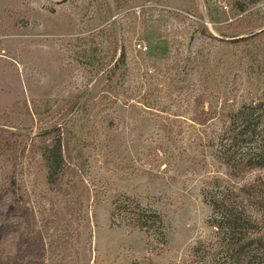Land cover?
Instances as JSON below:
<instances>
[{"label":"rangeland","instance_id":"obj_1","mask_svg":"<svg viewBox=\"0 0 264 264\" xmlns=\"http://www.w3.org/2000/svg\"><path fill=\"white\" fill-rule=\"evenodd\" d=\"M120 1L121 7L116 0H0V243L14 234L36 246L45 233L44 223L52 215L40 213L47 206L40 148L71 116L73 106L88 104L99 116L119 122L117 130L95 126L83 180L64 138L68 170L51 205L57 203L54 209L64 213L67 182L74 178L76 194L84 200L79 237L72 239L78 255L62 261L27 254L23 264H186L198 240L216 237L206 183L225 176L226 167L210 143L218 141L225 125L220 105L227 94L241 103L264 92V77L249 81L251 61L246 57L255 48L263 53L264 66V0ZM160 10L165 13L154 29L150 20ZM104 27L133 54L153 55L162 63L166 77L160 76L157 89L162 95L171 88L181 90L173 109L182 115L148 108L127 96L113 105L103 98L105 76L88 82L72 40ZM205 41L212 44L221 79L219 103L200 101L191 74L176 69L181 66L177 58ZM231 63L233 70L226 74ZM48 98L55 100L52 109L38 114L32 102ZM138 209L160 215L167 243L156 235L145 238L133 220ZM64 218L68 223L69 216Z\"/></svg>","mask_w":264,"mask_h":264},{"label":"trees","instance_id":"obj_2","mask_svg":"<svg viewBox=\"0 0 264 264\" xmlns=\"http://www.w3.org/2000/svg\"><path fill=\"white\" fill-rule=\"evenodd\" d=\"M116 1L121 7V1ZM163 13L165 12L160 10L158 17L150 20L154 29H158ZM184 19L182 16L180 21L183 22ZM72 48L89 73L88 82L100 75L105 76L103 98L111 104L115 105L119 97L127 96L139 100L148 108L182 115L180 109H173L181 90L170 87L171 92L162 95L157 89L162 81L160 76L166 77V73L162 63L153 58V55L139 57L133 54L127 44L105 27L74 38ZM262 56L263 53L259 54L255 48L246 53L251 61L247 70L250 82L255 75L264 77ZM176 65L179 66L176 67L178 72L191 74L194 86L201 93L200 101H221V79L218 78L213 62L211 43L202 42L193 53L177 58ZM232 70L231 63L227 65L225 73ZM237 80H232L234 88H237ZM165 96L170 101L165 100ZM232 96L230 92L221 101L220 114L224 117L225 125L218 141L214 139L210 143V146L217 147L218 158L226 167L225 176H215L206 183L205 197L212 207L209 223L216 228V237L211 241L198 240L186 264H264V92L260 98L251 99L250 102L243 100L240 103L236 96ZM32 104L38 114H44L52 109L55 100L48 98ZM73 107L75 110H71V116L53 131L52 139L40 148V168L47 185L42 189L49 196L45 195L43 198L47 206H44V210L40 209V213L42 216L50 214L52 218L45 221V233L39 237L40 241L36 246L31 242V246L25 245L19 235H9L4 239L0 243V264H23L27 254L62 261L74 260L78 255L75 240L72 239L77 234L79 237L77 225L82 222L84 200L80 194H76L74 178L67 182L64 213L54 209L53 206L57 203L51 205V199L58 194L60 181L68 170L64 156V138L72 152L73 164L83 180L82 177L89 171L97 133L95 126L99 124L105 130H117L119 122L113 116H99L85 103H76ZM197 119L200 123L205 122L202 117ZM136 212L134 223L145 238L149 240L156 235L163 244L167 243L160 215L139 209ZM66 215L69 216V224L65 222ZM154 222L158 226L153 225ZM64 238L70 240L66 241Z\"/></svg>","mask_w":264,"mask_h":264},{"label":"built area","instance_id":"obj_3","mask_svg":"<svg viewBox=\"0 0 264 264\" xmlns=\"http://www.w3.org/2000/svg\"><path fill=\"white\" fill-rule=\"evenodd\" d=\"M139 47L142 48V45L140 44ZM143 48L144 49H147V46L146 45H143Z\"/></svg>","mask_w":264,"mask_h":264}]
</instances>
